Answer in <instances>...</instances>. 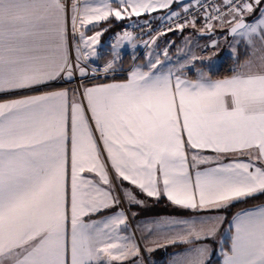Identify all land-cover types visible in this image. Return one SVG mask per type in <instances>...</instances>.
Instances as JSON below:
<instances>
[{"label":"snow or ice","instance_id":"1","mask_svg":"<svg viewBox=\"0 0 264 264\" xmlns=\"http://www.w3.org/2000/svg\"><path fill=\"white\" fill-rule=\"evenodd\" d=\"M173 5L181 0H0V93L57 79H79L82 89L0 102V264H144L141 249L150 256L165 246L160 239L189 246L172 264H217L211 242L226 217L205 213L264 194V55L220 79L196 68L204 58L193 55L175 68L155 57L123 81L89 84L122 71L120 49L136 45L132 32H117L110 58L98 64L109 29L87 31L165 9L163 19L174 24L167 31L196 28V18L175 22ZM201 7V34L227 29L264 53V0ZM218 46L211 40L205 49ZM192 69L196 79L186 74ZM125 181L133 187L116 195ZM137 189L193 215L146 221L137 238L124 208L112 211L123 201L143 207ZM227 224L230 244L219 247L218 264H264V204L241 209Z\"/></svg>","mask_w":264,"mask_h":264},{"label":"crops","instance_id":"2","mask_svg":"<svg viewBox=\"0 0 264 264\" xmlns=\"http://www.w3.org/2000/svg\"><path fill=\"white\" fill-rule=\"evenodd\" d=\"M90 3H92L93 5L97 4L99 2V0H89ZM194 2H196V0H191L185 3H181L182 7H176V5H173V10L174 11H180L181 9H183L184 7H186L189 4H193ZM168 10H162V11H158L155 13H151V14H144L140 17H136V16H132L130 18H126L124 20H120V21H116L112 18H110L111 22H100L99 25L97 26L98 28L95 30H92L91 32L87 31V35L91 36L94 35L95 31H101L104 28H108L109 30L107 32H104L103 35L100 37V44L97 46L98 52L100 54V59L96 61V63L98 64H102L105 60L109 59L110 56V52H111V43H109V38L110 36L114 33V31L122 24L129 22L130 20L134 19V18H145L148 16H155L157 18H164L167 14ZM70 15H71V11L69 9V19H68V31H69V35L71 33V24H70ZM91 28V26H89ZM227 33V29H221L219 27H216L213 30V35L209 36V37H201L199 36L200 32L198 31V28H192V27H186L183 31H179L176 33L172 34V38L174 41L173 47L170 51H167V58L166 60H172L174 59L176 56H179L181 54V51L184 49H190V52L187 55V58H191V56L195 55L198 57H202L204 58V63L201 64L200 61H196V68H205L209 65H211L213 68L212 69H217L219 70L220 66H221V62L225 59V58H231L234 61V68H237L239 65L244 64L246 61L248 60H253L255 62H258L259 57L261 55H264V53H262L260 51L261 45L259 44V42H257L255 48H251V47H247L245 42L243 41V39L241 37H232L229 36L231 38V41L227 42L224 39V34ZM218 38H220V40H218ZM211 40H217L219 42V46L217 48L214 49L213 52H209L206 54H201V46L203 44H209L211 42ZM234 40V41H232ZM135 43V48H133L131 46V44H125V46L123 48L120 49L121 52V56H122V60L120 62V64L118 65L119 69H122V71H118L117 73L113 75L108 76L107 78H103L100 81H93V82H89V84L91 83H96V82H105V83H110V82H120L123 81L124 79H126L127 77V69L132 65V59L133 56H136L138 54V52L141 50V45L140 43H137L136 40H134ZM173 53V55L168 56V54ZM213 53H215V55H213ZM74 49L71 52V56H74ZM155 57H159L162 61L163 58H165L164 56V51L160 48H158L155 44L151 45L145 52V55L141 58H139L134 65H144L147 63V61L149 59H154ZM211 57V59L209 60L208 58ZM133 65V67H134ZM166 68L167 67H172L170 66V64H168L166 62L165 64ZM178 67V66H176ZM175 68V67H173ZM195 70V69H193ZM217 70H213V72H209L210 73H214ZM188 72L193 73L195 78H190L188 76ZM186 74L188 76V78L190 79H196L197 78V73L193 72V71H188ZM55 85H60L62 87L53 89V90H49V91H44V92H40V93H34V94H21L18 96H14V97H10V98H4V99H0V102L5 101V100H9V99H16V98H21L23 96H27V95H38V94H42L45 92H51V91H59L62 89H68L70 91V95H71V90L73 89H80L82 91V89L80 88L79 85L71 83V81H64L62 83H59V79L49 82L47 86H40L38 89L41 88H45V87H50V86H55ZM37 89H25V90H21L18 92H14V93H0V97L3 96H10V95H15V94H19V93H24V92H29V91H34ZM90 116V113H89ZM69 127H70V121H69ZM98 135V134H97ZM102 147V145H101ZM203 155L206 156H212L215 155L214 153H212L211 151H204ZM191 156V151L189 152V158ZM105 157H106V153H105ZM246 159V157H245ZM225 163L228 162L227 159L224 160ZM205 166H201V168H203ZM193 171V175L195 172V169L192 170ZM84 178H92L95 174L94 173H89V172H84L81 174ZM110 175L114 176V173H110ZM71 169H70V142H69V165H68V188H69V199H70V183H71ZM133 186H131L127 181L123 182V186L121 189H118L116 192V195L122 196L123 195V189L126 188H131ZM139 198L141 200L144 201V206H138V205H131L129 206L127 204V201H123L121 205L116 206L112 211H119L121 207L124 208L126 215L128 216V223H129V233H135L136 237L139 238L140 236V231L138 230L137 226L138 225H142L144 224V222L146 221H151V220H160V219H169V218H182V219H189L192 217L193 213L189 210H184V211H189V213H182L179 214L177 212L171 211V208H167V212H163V208L162 205L165 204H169L171 205V207H176L174 205L171 204V202H169L167 200L166 197L162 196L159 199L156 198H151V197H147L145 194L140 193L139 190H136ZM161 203V204H159ZM177 209H180L178 207H176ZM69 210H70V204H69ZM227 209H220L217 211H213L211 213H205L208 215H219V216H223V217H227ZM239 212V211H237ZM235 212V213H237ZM133 213H135V217L133 218ZM233 213L231 215V217L229 218V220L232 219L233 215L235 214ZM107 214H101V215H93L90 218L86 217V220H99V219H103ZM122 235L124 233H121ZM159 243L165 245L163 247H159L157 248L155 251H153L150 256L146 253L143 252V248L141 249V255L143 256V261L144 264H148L149 260H152L153 262H151V264H169L170 262V255L172 252H181L184 251L186 248H188V245H184V244H167V242L164 239H160ZM213 244V249H214V255L213 258H218L220 260V257L218 255L219 252V247L221 245H226L230 244V240L228 239V224L225 223L222 224L219 228V231L217 233V241L216 242H211ZM169 253L167 256H164V254ZM168 259V260H167ZM125 264H133V259H129L128 261L125 262Z\"/></svg>","mask_w":264,"mask_h":264},{"label":"built area","instance_id":"3","mask_svg":"<svg viewBox=\"0 0 264 264\" xmlns=\"http://www.w3.org/2000/svg\"><path fill=\"white\" fill-rule=\"evenodd\" d=\"M66 3H69L70 0H65ZM220 0H196L193 4H189L186 7L189 9L187 13L181 9L180 11H177L180 13L179 18L175 19L176 23H183L186 19L190 20L193 18H196L197 22V28L201 29L203 27L204 21H203V15H204V8L201 7V5H210V4H217ZM145 21L148 23L145 24ZM214 24L218 22H213ZM169 27H174V24L171 22H168L166 19L163 18H157L155 16H148L145 18H134L130 20L129 22H126L122 25H120L114 33L109 38V43L114 42L115 33L117 32H123L125 30L130 31L133 33V36L137 43H140L141 50L138 52V54L135 56V61L132 59V65L127 69V72L133 68L134 63L141 57L145 55L146 50L153 44H155L158 48L165 51H170L173 47L174 41L172 38V34L179 32L180 30L175 31H167ZM164 32L165 34L160 35V32ZM155 38V43H152L151 41ZM220 40V38H218ZM145 42H148L147 45ZM205 45L203 44L201 46V54H206L209 52H213L214 49L208 48L205 49Z\"/></svg>","mask_w":264,"mask_h":264},{"label":"trees","instance_id":"4","mask_svg":"<svg viewBox=\"0 0 264 264\" xmlns=\"http://www.w3.org/2000/svg\"><path fill=\"white\" fill-rule=\"evenodd\" d=\"M97 28L98 27L94 28L93 30H95ZM88 32H91V31H88ZM233 64H234V61L231 58H225L221 62V66H220L219 70H217L214 73H210L211 77L213 79H220V78L231 76L233 74V68H234ZM187 74H188V76L190 78H195L193 73L188 72ZM101 79H102V77H101ZM90 82H93V81H90ZM59 87H62V86L55 85V86L45 87V88L37 89V90H34V91L19 93V94L10 95V96H3V97H0V99L10 98V97L18 96V95H21V94L40 93V92H44V91L53 90V89H56V88H59ZM159 204H161V203H159ZM255 204H264V194L258 195V196L253 197V198H250L246 202H239V203L234 204L233 206H230L228 208V211H227V217H226L225 225H226L227 221L229 220V218L231 217V215L233 213H235L237 211H240L241 209L252 207ZM162 208H163V212H165V213L167 212V208H171V211L177 212L179 214L189 213V211H184L182 209H177L176 207H171V205H169V204L162 205ZM227 245L225 243L224 246L226 247ZM213 259L218 264L219 259L218 258H213Z\"/></svg>","mask_w":264,"mask_h":264},{"label":"rangeland","instance_id":"5","mask_svg":"<svg viewBox=\"0 0 264 264\" xmlns=\"http://www.w3.org/2000/svg\"><path fill=\"white\" fill-rule=\"evenodd\" d=\"M224 39H225L226 43L229 42V41H231V38L228 36L227 33L224 34ZM232 41H234V40H232ZM189 52H190V49H184V50L181 51V54L179 56H176L174 59L167 61L166 58H163L162 59V62H164V64H166V62H167L172 67L179 66V64L184 63L186 60L189 59V58H187V55H188ZM173 53L174 52L168 54V56L173 55ZM212 68H213L212 66H211V68H209V66H207V67L204 68V70L205 71H208V72H210V71L213 72V70H217V69H212ZM191 71L196 72V70H193V69ZM64 81L65 80H63V79H59V83H62ZM66 81L69 82V80H66ZM71 83L77 84L79 86L81 85V81L79 79L71 80ZM183 252L184 251H181V252H172L171 255H170V257H169V259L171 258L169 264H172L173 254L174 253H183ZM168 254L169 253L164 254V256H167ZM150 262H153V261L152 260H149L148 264H150Z\"/></svg>","mask_w":264,"mask_h":264},{"label":"water","instance_id":"6","mask_svg":"<svg viewBox=\"0 0 264 264\" xmlns=\"http://www.w3.org/2000/svg\"><path fill=\"white\" fill-rule=\"evenodd\" d=\"M188 1H191V0H181V3H185V2H188ZM211 35H213V32L212 33H204V34L200 33L199 34V36H201V37H209ZM228 36H231V35L228 34Z\"/></svg>","mask_w":264,"mask_h":264}]
</instances>
